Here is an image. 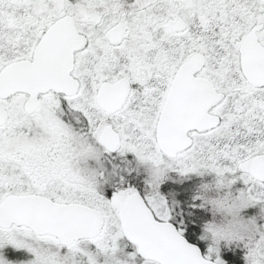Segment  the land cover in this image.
I'll use <instances>...</instances> for the list:
<instances>
[{
  "label": "snow or ice",
  "instance_id": "6c2138e0",
  "mask_svg": "<svg viewBox=\"0 0 264 264\" xmlns=\"http://www.w3.org/2000/svg\"><path fill=\"white\" fill-rule=\"evenodd\" d=\"M0 264H264V0H0Z\"/></svg>",
  "mask_w": 264,
  "mask_h": 264
}]
</instances>
